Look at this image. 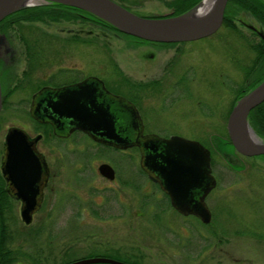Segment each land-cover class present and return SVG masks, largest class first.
Segmentation results:
<instances>
[{
    "label": "rangeland",
    "instance_id": "374dc122",
    "mask_svg": "<svg viewBox=\"0 0 264 264\" xmlns=\"http://www.w3.org/2000/svg\"><path fill=\"white\" fill-rule=\"evenodd\" d=\"M113 1L127 5L134 13L145 17L166 16L171 12L165 5V1L170 0ZM232 14V20L240 17L249 24L259 26L249 12L235 10ZM181 15L183 14L179 16ZM236 26V29L223 27L207 39L172 47L139 45L132 38L116 37L79 22L78 19L76 26L73 23L52 25L42 21L21 23L12 29L14 44L21 45L18 38H24L35 52V58H29V62L33 61L29 66L38 70L33 76L34 80L40 79L42 75L50 76L60 69L69 68L79 69L86 75L106 73L107 69L111 72L113 68H119L131 79V83L128 81L131 85L140 80H151L154 75L158 76V73L161 74L169 67H179L187 72L190 81L195 83L192 86L188 83L186 87L189 100L169 108L166 115L155 114L153 123L149 121L147 124L155 131L162 129L171 135H181L202 142L210 148L221 173V200L226 201V205L228 203L225 206L226 212L218 215L220 226L227 231L246 226L257 233L235 236L230 232L213 236L212 229L215 224L204 229L194 220L187 221L172 215L166 219L159 217L154 205L163 203L150 199L148 192H142L134 199L126 195L122 204L115 205L110 202L109 208L118 207L108 219L93 216L87 205L91 204L93 210L102 206L104 208L103 203L109 197L92 187H105L107 184L98 173L101 164L117 165L123 178L131 179L135 175L131 172L128 175L124 169L133 168V164L139 163L140 157L136 151L116 153L103 150L78 135L72 141L61 145V158L53 152L52 144L48 140L42 147L50 151L52 157L55 155L58 159L56 162L59 161L61 166L65 164L66 168H76L78 175H69L66 179H72V183L89 180L88 185L82 182L76 186L77 200L82 201H61V212L56 215V203L49 197L30 226L23 223L18 204L13 205L8 225L13 238L12 245L18 247L23 254L21 264L31 263L28 256L41 264H72L100 256L128 264H264V235L261 236L257 229L258 227L264 231V159H243L238 155L235 157L230 146L226 151L223 148L229 142L227 120L232 108L233 89L237 87L235 84L233 87L232 83H245L240 67L234 63L242 60L251 62L254 58L251 51L259 50L256 47L261 41L240 24ZM82 28L81 35L84 37L77 38L74 50L71 48V56L68 38L62 37L67 35L69 29H76L78 32ZM61 29L66 32L61 33ZM23 66L24 62L19 66L20 71ZM63 79L62 77L58 81L62 82ZM169 81H173V77ZM34 87L14 90L10 97L14 102L13 108L10 109L9 106L0 116V157L3 155L8 128L30 124L28 103L24 100L36 92ZM192 96L195 98L191 99ZM169 103L171 101L164 102ZM207 106L218 116L212 119L203 117L199 110H206ZM194 120L197 121L193 122ZM28 128L31 131L33 129L30 126ZM230 161L242 165L245 170L235 172L229 165ZM72 192L74 193L73 190ZM76 206L80 208L77 209ZM230 210H234L237 217H232ZM108 227L110 231L107 232L104 228ZM162 227H169L171 231L160 232L158 228ZM184 227L188 228L186 235L183 233ZM69 228L77 230L69 233ZM196 228L200 229L204 241L197 240L196 234H193ZM261 238L263 239L260 240ZM117 248L128 254H141L145 260L111 253ZM108 249L111 251L105 253ZM246 259L249 261L246 262Z\"/></svg>",
    "mask_w": 264,
    "mask_h": 264
},
{
    "label": "flooded vegetation",
    "instance_id": "af4514ba",
    "mask_svg": "<svg viewBox=\"0 0 264 264\" xmlns=\"http://www.w3.org/2000/svg\"><path fill=\"white\" fill-rule=\"evenodd\" d=\"M193 1L195 0H170L168 2L165 1V5L171 9L170 14L166 16L148 15L146 17H177L179 16V14H177V11L184 8V6L188 5L189 3L192 4ZM120 5L125 7L129 11L133 12L132 9L127 5L121 3ZM62 13L68 16L69 19L63 18L57 22H51L50 24L55 25L60 23H73V25L76 26V21H77L76 16H79L78 19L79 22H84L85 24L97 28L102 32L114 34L116 37L121 36V38H132L134 41H136V44L139 45L143 44L149 47L164 45V46L172 47L179 45L183 46L185 44L192 43V42H183V43H175V44H163V43L148 42L124 34L115 28L112 29L106 24L94 23L80 12L74 10H68ZM256 21L258 22L259 26L249 24L246 21H244L243 18L240 17L231 21L235 26V28H237L236 26L237 24H240L242 28L247 29L252 34H255L261 41L260 44H258V46L256 47L259 50L251 51V53L254 55V58L251 59V62L250 60L248 62L242 60L240 62L234 63V65L240 67L239 68L240 73L241 72L243 73V78L245 83L237 84L235 83V81H233L232 83V85L235 84L237 87L233 89L234 92H233L232 108L230 110L229 116L234 106L241 98L248 95L250 92H252L254 89H256L260 84L264 82V39L258 34V32L248 27V25H250L255 29H257L258 31H262V30L264 31V26L258 20ZM223 27H225L224 22L221 28ZM64 32H66L65 29H61V33ZM67 32H68L67 35L62 38H68L69 52L71 56H73V50L77 40L79 38L84 37L83 35H81L82 34L81 32H83V28L80 31H78L80 33H78L76 29H69L67 30ZM14 39L15 38H13L12 29H7L6 32L0 30V84L2 88V109L0 111V116L2 115L4 110L9 109V106L10 109L13 108L14 102L13 100H11L10 97L14 90L31 89L35 86L34 88L36 92L33 93L30 96V98L28 99L26 98L24 100L25 103H28L27 114L30 120V124H28V126L33 128L32 131L28 128V126L23 127L18 125V126L9 127L5 135V141L3 144V155L0 157V218L10 219V217L12 216L14 204H18L19 212L21 216V210L23 206L22 200L15 197L12 189H10L9 179L4 176L2 170L7 134L11 128H19L26 132L29 141L35 145L37 155H40V157L42 156L46 163L45 166L44 165L42 166L41 170L33 169L31 171L32 175H34L35 177L39 176V180H40V182L34 184V189L35 188L38 189L40 183L41 184L43 183L41 181L46 180V184L43 187V191H42V195H43L42 206L36 214L42 211L43 206L47 202L49 197H51V201H53V203H56L57 206V207L55 206L56 215L61 212V201L65 200L74 203V200H77L78 195H76L77 194L76 186L78 187L79 183L86 182V180L77 183L76 182L72 183V179H66L67 177H69V175L70 176L78 175L76 168L72 170L70 168H66V166H64L65 164L61 166L60 165L61 163L59 161L56 162L58 160L57 157L55 155H53L52 157L50 151L48 152L44 150L42 146L43 143L48 140V142L52 144L51 147L53 152L56 153L61 158L62 148H63L61 145L62 144L64 145L65 143L72 141V139H74L75 136L79 135L91 141L92 143H94V145L103 148V150L113 151L116 153H124L125 151H136L140 157L139 163L133 164V168L124 169V172L126 171L128 175L130 174V172L132 173V175H135V178L133 177L131 179H124L122 176V172L120 171L117 165L102 163V164H109L113 168L115 177L112 180L103 177L98 170L99 175L108 185L106 184L105 187H103L102 185L101 187L100 186L97 187L92 186V187L94 188L95 191H99L102 195H106V196L108 195L109 197H107L106 201L103 200L105 201L103 203L104 208L102 206L100 209L93 210L91 204L87 205V207L89 206L93 216L102 217V218L104 217L108 219L109 216L112 215L116 211V208L118 207L117 206L115 209L113 206L109 208V205H111L110 202H112L115 205H118L119 203L122 204L124 203L123 200L126 198L125 197L126 195L132 196V198L134 199V197H139V195L142 192H146V193L148 192L149 193L148 197L150 199L152 200L155 199L156 201L163 203V205L161 204L154 205V208L158 210L157 216L159 217L160 216L165 217L166 219V218H170V216L172 215V217L173 216H177L179 218L181 217L182 219L187 221L194 220L198 223L199 227L204 229L208 228V226L215 224L213 225L214 229H212L213 236L220 234H229L230 232H232V234L235 236L238 235L249 236V235L257 234L254 232L252 228H247L246 226L239 228L234 227L233 229H229V231H227L225 228H222L220 226L218 221L219 218L218 215L220 213L222 214L226 212L225 206H227L228 203L226 205L224 204L226 201L221 200L222 198L220 194L221 182H222L221 173H220V169H218V165L216 164L214 152L210 148L205 146L202 142L197 141L201 143L203 146H205L211 153V164H210L211 174L209 180L207 181V185L211 186V190L208 192L207 195H205L204 194L205 184L200 187L199 185L196 186L192 185L191 189H189L190 187L187 185L188 179L186 177L184 183L181 186L182 188L181 193L183 199H185L186 201H192L194 203L202 202L206 205L207 209L211 213V222L208 224L204 223L199 216L195 214H189V215L182 214L174 207L171 194L166 189H164V184L160 173L154 171L148 172L142 167L141 147L136 146L128 150H121L113 146H108L103 143L97 142L90 135L80 130H75L74 132L69 133V130L72 128L71 122L73 121V119L67 117H60L61 115L54 110V106L56 107V105L59 104L60 97L62 93H64V92L62 93L60 92L62 91V89L67 87H75L76 85H80L86 82V85H84L85 87L79 91H76V93L73 94L71 98L80 99L83 105L90 108H92V104H96L98 106H103L104 108L109 109L112 115V121H114L118 133L119 130L123 129V127L125 126L124 125L125 122L132 121V116L128 113V110L126 108L127 105V106H133L137 111L140 118L138 120L142 125V135L144 137L151 136L160 139H170L173 136H179L186 138L181 135H171L165 133V131H163L162 129L155 131V129L150 128L147 123H149V121L153 123V120L155 119V114L156 115L160 114V116H162L161 114L166 115L169 112V108L177 107L180 103H186L189 100V94L188 91L186 93V87L188 83L191 86L194 85L195 83L190 81V77L188 76L187 72H184L179 67L178 68L169 67V68H165L164 72H161V74L158 73L157 74L158 76L154 75V77L151 80L144 82L140 80L138 83L136 84L134 83L131 85L129 84L131 79H129V77L126 74H124L121 70H119V68H113V71L111 72L107 69L105 70L106 73L100 72L94 75H86L79 69L69 68L64 70L60 69L58 70V72H55L50 76L44 77L42 75L40 79L34 80L33 76H35V73H37L38 70H35L34 66H29V63L31 64L33 63L32 60L29 62V58H33L35 56V52L34 50H29L28 40L26 41L24 38H18L21 45L16 46L14 44ZM31 39H35V38H31ZM84 42L86 41L84 40ZM17 47H20V49L18 50ZM71 48H73V50H71ZM151 56L153 57V55ZM23 62L25 66H23L24 67L23 70L20 71V67ZM62 77L64 78L63 81L62 82L58 81ZM172 77H173V81H169ZM217 78L218 75L216 74V79ZM209 87H211V85ZM5 89L7 92H5ZM132 92L134 93V95ZM193 98H195V96H192L191 99ZM198 98L199 97H197V99ZM167 101L169 102L171 101V103L164 104V102ZM143 105H145L146 107H144ZM260 106H262L264 109V103ZM258 108L259 107H257L250 113L249 115L250 123L258 115L259 113L257 111ZM32 111L33 113L36 114L37 117H34L32 115ZM199 112L203 117H207V119L209 118L212 119L218 116L208 106L206 110H202V111L199 110ZM55 119L57 121L59 120L61 124L59 125L54 124L52 120ZM196 121L194 120L193 122ZM262 140L264 141V139ZM232 150L234 153L233 155L235 157H237L238 155L243 159L261 158V157L244 156L240 154L234 148V146ZM229 165L232 167V169L235 172H242L245 170V168L242 165H237L235 163H232L231 161L229 162ZM61 171H63V173H61ZM194 177L197 176L194 174ZM88 181L86 182L87 185H88ZM72 190L74 191V193L72 192ZM77 201L79 202L82 200H77ZM70 205L69 208H71ZM78 208L80 207H77V209ZM112 209L114 210L112 211ZM140 214L142 215L141 211L139 213V216H141ZM230 215L232 217H237L234 210H230ZM104 229L107 230V232L110 231L109 227ZM257 229H258V233L261 236L264 235V231L262 229L258 227ZM74 230L77 229L69 228L70 231L69 233H72ZM158 230L160 232H170L171 228L162 227V228H158ZM223 230L225 232H222ZM183 233L184 235L188 233L187 227L183 228ZM193 234H196L197 240L204 241V237L201 235L200 229L196 228V231L193 232ZM262 239L263 238H261L260 240ZM209 246L210 244L207 247ZM110 251L111 250L108 249L105 250L104 252L109 253ZM112 251L111 253L120 257H128V258L131 257L135 259L145 260L144 259L145 257L141 256V254H135V253L128 254L123 252L122 249L120 248L114 249ZM199 255L202 254L200 253ZM100 257L108 258L106 256H100ZM245 261L247 262L249 260L246 259ZM19 264H21V262Z\"/></svg>",
    "mask_w": 264,
    "mask_h": 264
},
{
    "label": "water",
    "instance_id": "95a60500",
    "mask_svg": "<svg viewBox=\"0 0 264 264\" xmlns=\"http://www.w3.org/2000/svg\"><path fill=\"white\" fill-rule=\"evenodd\" d=\"M206 1V0H205ZM230 0H215L213 8L203 17H193V12L200 5L177 17H142L113 0H0V23L9 15L31 7L62 5L85 11L118 31L135 38L163 44L199 41L216 34L223 25L225 12ZM264 39V31H258ZM86 82L75 87H67L62 93L59 104L54 106L60 117L73 119L69 133L80 130L90 135L95 141L117 149L128 150L139 146L142 150V167L148 172L160 173L166 189L172 196L174 207L182 214H195L206 224L211 222V213L204 203L186 201L182 197L181 186L186 177L188 186L205 184L207 195L211 186L207 181L211 174V153L201 143L179 136L170 139L144 137L139 115L133 106H127L132 116L131 122H125L123 129L117 132L109 109L92 104V108L83 105L80 99L71 97L83 89ZM76 88V89H75ZM264 103V82L248 95L241 98L234 106L227 130L234 148L247 157H264V141L258 137L249 122L250 113ZM2 109V88L0 84V111ZM32 115L37 117L32 111ZM61 124L59 120H52ZM160 151V152H159ZM37 155L25 131L11 128L6 137L3 157V174L9 179L10 189L22 200L21 219L26 226L34 221V215L42 206V191L46 180L41 181L38 189L34 184L40 182L39 176L32 175V170H41L45 160ZM43 163V164H42ZM99 172L103 177L114 179V170L109 164H102ZM194 174L197 177H194ZM35 177V178H34ZM204 195V196H205ZM72 264H128L109 258H91Z\"/></svg>",
    "mask_w": 264,
    "mask_h": 264
},
{
    "label": "trees",
    "instance_id": "16d2710c",
    "mask_svg": "<svg viewBox=\"0 0 264 264\" xmlns=\"http://www.w3.org/2000/svg\"><path fill=\"white\" fill-rule=\"evenodd\" d=\"M201 1L202 0H195L192 2V4L189 3L188 5H185L184 8L177 11V14L180 15L188 12L189 10L195 8ZM68 10L80 12L94 23L106 24L110 28L114 29L113 26L85 11L54 4L31 7L15 12L2 21V23L0 24V30L6 32L7 29H14V27L21 23H35L42 21L51 23L57 22L63 18L69 19L68 16L62 13ZM235 10H242L251 13L252 16L264 26V0H230L224 18L225 27L236 29L231 22L232 15H234L232 14V12L235 13ZM76 19H79V16H76ZM30 48L31 47L29 46V50H31ZM257 111L259 112L258 115L251 121L250 124L255 130L256 134L260 138L264 139V109L262 106H259ZM227 140L229 141L228 144L226 143L224 145L225 147H223L225 151L229 146L233 149L229 136H227ZM261 158L264 159V157ZM8 220L9 219L7 218H0V264H19L21 262L23 254L19 249H17L18 247L12 245L13 238L11 236ZM28 258L31 262L30 264H41L35 258H32L30 256H28Z\"/></svg>",
    "mask_w": 264,
    "mask_h": 264
},
{
    "label": "bare ground",
    "instance_id": "6f19581e",
    "mask_svg": "<svg viewBox=\"0 0 264 264\" xmlns=\"http://www.w3.org/2000/svg\"><path fill=\"white\" fill-rule=\"evenodd\" d=\"M215 0H206L202 5L196 9L192 16L193 17H203L206 15L214 6Z\"/></svg>",
    "mask_w": 264,
    "mask_h": 264
}]
</instances>
